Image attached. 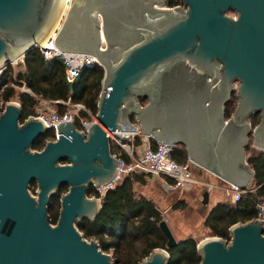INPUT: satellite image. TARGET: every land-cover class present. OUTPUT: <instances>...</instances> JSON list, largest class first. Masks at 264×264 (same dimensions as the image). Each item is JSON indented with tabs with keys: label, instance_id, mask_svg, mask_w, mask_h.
Wrapping results in <instances>:
<instances>
[{
	"label": "water",
	"instance_id": "1",
	"mask_svg": "<svg viewBox=\"0 0 264 264\" xmlns=\"http://www.w3.org/2000/svg\"><path fill=\"white\" fill-rule=\"evenodd\" d=\"M181 1L184 6L170 8L157 5L163 0H70L47 47L97 58L103 75L95 120L82 132L63 118L55 122V138L31 149L48 128L38 117L20 120V103L5 102L0 264H116L76 222L101 208L88 185L104 188L115 178L119 161L105 130L133 133V114L143 134L182 144L193 165L240 186L252 183L245 160L249 135L251 146L264 150V0ZM61 3L0 0V68L38 46ZM235 81L236 104L225 118ZM256 114L252 126L249 117ZM64 184L52 222L49 201ZM158 224L166 245H175L166 220ZM228 232V239L212 235L197 242L198 264H264V208L261 217L236 221ZM169 257L165 248L153 247L140 264H168Z\"/></svg>",
	"mask_w": 264,
	"mask_h": 264
},
{
	"label": "trees",
	"instance_id": "2",
	"mask_svg": "<svg viewBox=\"0 0 264 264\" xmlns=\"http://www.w3.org/2000/svg\"><path fill=\"white\" fill-rule=\"evenodd\" d=\"M164 1L166 5L179 3V0ZM102 75L103 68L93 62L85 65L74 81L68 83L61 59L59 57L44 59L39 49L34 47L24 54L19 69L14 71L11 64L5 65L0 82L6 84L1 95L4 100L19 101L22 109L20 120L34 114V107L38 101L34 95L19 91L10 85V83L21 85L22 81L35 95L50 99L69 98L72 102L83 103L95 112ZM144 99L139 98V101ZM230 100L231 98L225 104L226 117L234 108L230 106ZM63 108L58 106L59 110ZM250 118L257 123L258 116L251 115ZM51 137L53 131L48 129L45 134L39 135L32 145L40 149L45 140ZM171 155L178 162H183L187 158L182 144L175 145ZM246 160L254 173L253 184L234 204L220 201L209 210L204 224L212 235L228 239L230 224L258 215L255 205L264 200V150L252 153ZM144 180V174H123L112 187L105 189L101 196L97 189L89 184L87 193L100 196L101 208L92 219L84 217L76 222L77 228L87 237L96 238L98 245L106 252L111 251L116 262L121 264H140L141 259L153 247H163L168 251L170 256L168 264H198L200 257L196 248L197 241L191 236L177 239L173 246L166 245V237L158 224L162 219L159 209L151 199L134 191V184L142 183ZM49 212L52 222H55L58 213L51 212V209Z\"/></svg>",
	"mask_w": 264,
	"mask_h": 264
},
{
	"label": "built area",
	"instance_id": "3",
	"mask_svg": "<svg viewBox=\"0 0 264 264\" xmlns=\"http://www.w3.org/2000/svg\"><path fill=\"white\" fill-rule=\"evenodd\" d=\"M157 5L172 8L176 5L183 6L184 4L179 0L177 4L166 5L163 0V3H157ZM58 29V27H54L46 35L44 43H39L37 48L44 59H51L52 57H59L61 59L65 79L68 83H71L85 65L93 62L98 63V60L95 55L88 52L63 51L53 47H47ZM104 46L105 40L102 35H100V47L104 48ZM19 60L23 61V58L21 57L9 64L12 65ZM4 68L5 66L0 68V78ZM5 84L6 83L0 82V112L3 110L5 102L7 101L4 100L1 95V91ZM10 85L13 87L19 86L16 83H10ZM19 88H21L23 92H28L38 99L35 104L34 114H30L29 116L40 118L45 126L53 131L52 138L56 137L55 122L63 118L69 117L74 122L75 128L82 132L86 131L92 120H95V112L81 102H72L69 98L50 99L41 95H35L28 89L23 81ZM14 101L19 103L18 100ZM58 106H63V110H59ZM129 122L135 127L133 133L119 134L116 131H112L110 127L105 130L109 144L113 143L117 147L115 150L112 148L111 151L110 146V152L118 158L119 162L113 182L107 187L97 188L100 196L104 193L105 189L112 187L123 174L137 173L147 175L151 178L160 177L162 178L166 191L188 189L192 184L196 183L197 180L193 177L191 169L192 161L187 157L185 161L178 162L171 155L176 144L160 142L152 134H143L134 114L129 118ZM217 176L224 182L222 185L223 194L226 201L230 204H234L240 199L242 194L250 190L247 185L240 186L223 179L218 174ZM204 184L209 187L211 186L208 183ZM255 207L258 211L257 216L261 217L264 208V200L257 203Z\"/></svg>",
	"mask_w": 264,
	"mask_h": 264
},
{
	"label": "rangeland",
	"instance_id": "4",
	"mask_svg": "<svg viewBox=\"0 0 264 264\" xmlns=\"http://www.w3.org/2000/svg\"><path fill=\"white\" fill-rule=\"evenodd\" d=\"M62 7H64L62 5ZM61 9V8H60ZM63 9V8H62ZM60 12V11H59ZM61 13V12H60ZM59 13V14H60ZM58 14V15H59ZM62 17V16H61ZM59 24H61V19H59ZM53 27V26H52ZM20 63L22 61H17L14 64H12V68L15 70L20 68ZM101 66V65H100ZM102 67V66H101ZM9 82V81H8ZM20 86V85H19ZM14 87L15 89L22 91L21 88ZM100 89V87H99ZM99 93V92H98ZM236 95L235 93L231 96L230 100V106L234 107L236 104ZM16 100V99H14ZM140 105H143L146 102V98L144 100L139 101ZM258 116V114H256ZM250 123L253 126L254 121L249 117ZM52 138V137H51ZM249 144L248 148L245 151V160L248 156H250L252 153L258 152L259 149L251 146V137H249ZM181 145V144H177ZM111 148L114 150L117 149V147L111 143ZM31 149H39V147H34L31 145ZM65 159H61L60 162H64ZM247 162V160H246ZM248 167L251 168L250 164L247 162ZM252 169V168H251ZM193 177L197 180L196 183L193 185L192 189L189 191H183V190H172V191H166L164 184L162 182V178L160 177H148L145 175L144 182H136L134 184V191L136 194H143L147 198L151 199L156 207L159 209L160 214L162 218H164L174 235L175 239H180L184 237L191 236L194 238L197 242L201 239L212 236V234L209 231V228L205 226L204 219L207 215V212L209 208L211 207L210 203H202L201 199V190L204 189L205 185L204 183H208L204 177L201 175L195 173L192 170ZM197 184V185H196ZM200 184V185H199ZM209 184V183H208ZM251 183L248 185L249 188H251ZM208 185H206L207 187ZM35 182H32L29 186L30 192L35 195ZM67 185H61L56 192L51 196L49 205H48V211L51 209V212L58 213L59 209V197L61 193L66 191ZM98 191V190H97ZM99 192V191H98ZM89 196H92V193H87ZM55 195V196H54ZM226 201V199H225ZM262 202V201H260ZM50 214V212H49ZM89 239L96 238L88 237ZM106 252V251H105ZM109 254H111V251H108ZM114 258V257H113ZM116 264H121L120 262H116Z\"/></svg>",
	"mask_w": 264,
	"mask_h": 264
},
{
	"label": "crops",
	"instance_id": "5",
	"mask_svg": "<svg viewBox=\"0 0 264 264\" xmlns=\"http://www.w3.org/2000/svg\"><path fill=\"white\" fill-rule=\"evenodd\" d=\"M14 70V69H13ZM29 89V88H28ZM30 90V89H29ZM31 91V90H30ZM23 92V91H22ZM25 92V91H24ZM28 93V92H25ZM29 94V93H28ZM17 100V99H16ZM35 108V107H34ZM186 151V150H185ZM187 155V153H186ZM191 169L201 175L202 177H204L206 179V181L211 185L210 187L205 185L204 189L201 190V199H202V203H210L211 207L209 208V210L217 203L220 201H225V197L223 194V188L222 185L224 184V182L217 176L216 173L209 171L199 165H193L191 164ZM195 184V183H194ZM192 184L188 189H185L183 191H189L190 189H192L193 185ZM197 185V184H196ZM200 185V184H199ZM205 193V194H204ZM227 202V201H226ZM208 210V212H209ZM207 212V214H208ZM207 216V215H206ZM206 218V217H205ZM205 220V219H204ZM229 233V232H228Z\"/></svg>",
	"mask_w": 264,
	"mask_h": 264
},
{
	"label": "bare ground",
	"instance_id": "6",
	"mask_svg": "<svg viewBox=\"0 0 264 264\" xmlns=\"http://www.w3.org/2000/svg\"><path fill=\"white\" fill-rule=\"evenodd\" d=\"M69 2H70V0H62V3H61V6H60V14L58 15V19L55 21V23L53 24V27L50 29V31L54 28V27H60V24H59V19H61L62 17V15H63V13L66 11V8H67V6H68V4H69ZM62 5L64 6V7H62ZM63 8V9H62ZM49 31V32H50ZM48 32V33H49ZM46 37V36H45ZM45 37L41 40V42L40 43H44V41H45Z\"/></svg>",
	"mask_w": 264,
	"mask_h": 264
},
{
	"label": "flooded vegetation",
	"instance_id": "7",
	"mask_svg": "<svg viewBox=\"0 0 264 264\" xmlns=\"http://www.w3.org/2000/svg\"><path fill=\"white\" fill-rule=\"evenodd\" d=\"M184 6V5H183ZM230 12V14L231 15H236V12L235 11H229ZM236 87H237V81H235V87H234V89L232 90V93H231V95H230V98H231V96L235 93V89H236ZM229 98V99H230ZM229 99H228V101H229ZM223 115H224V117L226 118V116H225V106H224V109H223ZM177 145V144H176Z\"/></svg>",
	"mask_w": 264,
	"mask_h": 264
}]
</instances>
